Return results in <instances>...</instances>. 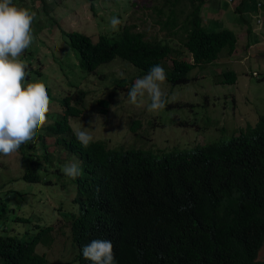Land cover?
<instances>
[{
	"label": "trees",
	"instance_id": "obj_1",
	"mask_svg": "<svg viewBox=\"0 0 264 264\" xmlns=\"http://www.w3.org/2000/svg\"><path fill=\"white\" fill-rule=\"evenodd\" d=\"M180 1L168 0V11L166 7H154L161 29L167 31L163 37L140 30L136 23L124 25L116 33L101 34L97 41L81 31L63 30V34L77 52L79 66L89 74H97L101 65L115 59L136 68L138 76L112 78L114 92L127 96L134 80L154 64L165 68L168 82L187 83L191 80L189 73L198 65L212 63L224 54L233 55L239 36L230 28L211 29L205 24L203 9L207 0H189L192 9L184 18L175 10ZM14 2L29 8L24 0ZM246 2L242 0L237 8L241 13ZM238 21L246 19L240 16ZM248 30L252 32L251 27ZM38 31V20L33 18L32 34ZM172 35L179 36L176 43ZM28 51L20 58H25ZM186 51L194 61L181 57ZM42 64L40 60L33 71L44 78ZM96 76L105 81L102 73ZM216 78L219 83L232 84L238 74L229 69ZM51 88L46 90L53 101L55 98L61 104V113L56 115L54 110V119H47L36 141L20 152L28 165L22 179L41 182L44 176L51 177L55 167L59 180L56 184H62L63 191L69 181L73 185L77 209L70 211L61 202L48 212L30 204V213L20 208L11 216L13 209L1 201L2 264H50L47 254L39 253L37 247L54 243L58 212L72 235V264H90L82 257L81 248L96 238L113 243L118 264H264L259 258L264 244V114L240 134L235 132L228 139L185 151L174 147L154 153L141 134L134 142L140 146L111 148L106 140H94L83 149L73 135L71 117L80 116L89 91L77 86L75 92L57 98ZM171 93H165V107L177 106L170 101ZM94 104L109 113V97L97 98ZM141 125L142 121L136 119L130 129L137 133ZM58 147L80 160L82 173L76 179L60 180L65 156L55 157ZM13 180H6L2 187ZM6 191V196L13 193L24 199L30 197L25 189ZM42 214L46 216L44 224L40 223ZM31 230H35L32 235Z\"/></svg>",
	"mask_w": 264,
	"mask_h": 264
},
{
	"label": "rangeland",
	"instance_id": "obj_2",
	"mask_svg": "<svg viewBox=\"0 0 264 264\" xmlns=\"http://www.w3.org/2000/svg\"><path fill=\"white\" fill-rule=\"evenodd\" d=\"M241 1L207 0L203 9L204 22L211 29L230 28L238 34L235 53L224 54L212 63L198 65L189 73L191 80L187 83L174 85L165 80L162 90L164 93L172 92L170 101L177 106L150 112L147 110L150 102L147 97L143 103L133 105L128 102L125 94L112 91V78L138 76L135 67L115 59L101 65L97 74H89L79 66L78 54L69 45L63 30L81 31L97 41L101 34L116 33L124 25L136 23L140 30L163 37L167 31L161 29L157 21L160 17L154 7H166L168 0H24L25 6L29 7L28 10L39 24V31L33 35L34 46L29 49L25 58H20L24 52L18 56L26 66L25 87H52V92L57 98L75 92L77 86L78 89L88 90L83 111L80 116L71 117V124L74 128L86 129L94 139H106L111 148L120 145L140 146L134 143L139 141L136 137L139 134L149 140L147 146L152 147L150 149L154 153H159L158 149L172 150L174 147L185 151V148L222 138L228 139L235 132L240 134L248 125L256 124L264 114V0H247L243 13L237 9ZM190 2L181 0L177 4L175 10L180 18H184L192 9ZM168 10L169 7H166V11ZM112 16L121 20L116 32L109 30L108 20ZM240 16H244L246 21L239 22ZM257 16L262 18L261 23L258 22ZM249 27L252 28L251 33ZM173 37L176 43L179 36ZM181 57L194 61L189 51ZM40 60L43 63L40 71L43 73V70H46L44 78L33 71ZM229 69L237 72L236 83H219L217 74ZM253 72H258L259 76ZM101 73L105 81L96 76ZM70 82L76 87L69 85ZM49 97L51 109L46 114V120L52 121L53 117L61 113L58 108L62 106L55 98L53 101L51 96ZM102 97H109L111 100L107 114L101 111L100 105L94 104L97 98ZM54 110H57L56 115H52ZM134 119L142 121L137 133L130 129ZM90 120H94L91 125ZM46 126L42 127L43 130ZM50 148L52 149L51 146ZM53 151L54 149L50 152ZM55 152V157L65 156L63 165L74 160L80 163V160L59 148H56ZM26 161V156L20 153L11 158L0 157V202H7L13 209L11 216L18 213L20 208L30 213V204L48 212L54 210L61 202L70 211L77 209V204L73 202L76 191L70 181L67 190L63 191V185H57L59 180L55 177L46 179L52 183H46L43 179L37 183L22 179L28 166ZM7 176L13 177L14 180L2 187L6 180L11 179ZM64 179L70 180L63 175L60 180ZM20 189H25L30 197L24 199L13 193L9 195V199L6 196V190ZM3 212L5 213L4 210ZM53 214L55 215V212ZM41 216L40 223L44 224L43 217L46 219V216ZM56 216L54 223L57 224L58 232L55 233L54 243L51 246L40 244L37 251L47 254L50 264H72L75 256L72 235L61 213L58 212ZM35 230H31L30 235ZM259 258L264 259V244Z\"/></svg>",
	"mask_w": 264,
	"mask_h": 264
},
{
	"label": "clouds",
	"instance_id": "obj_3",
	"mask_svg": "<svg viewBox=\"0 0 264 264\" xmlns=\"http://www.w3.org/2000/svg\"><path fill=\"white\" fill-rule=\"evenodd\" d=\"M32 22L33 14L29 10L19 7L14 0H0V157L3 158L14 157L36 141L37 133L45 125L46 114L51 109V93L46 88L25 87L26 66L22 59H18L21 53L34 46ZM120 24L117 16L108 20L112 32L118 31ZM165 80L166 70L161 64L150 66L147 73L136 78L128 89V102L141 104L147 97L150 101L148 111L158 112L167 108L162 90ZM171 107L172 104L168 108ZM93 121L90 120L89 125ZM72 131L83 149H87L94 140H100L94 139L84 128H73ZM60 170L72 179L82 173L80 163L75 160L66 162ZM57 174L55 170L51 171V177L57 178ZM48 177L44 176L43 180L47 182ZM81 254L90 264H118L113 243L108 239H92L82 246Z\"/></svg>",
	"mask_w": 264,
	"mask_h": 264
},
{
	"label": "built area",
	"instance_id": "obj_4",
	"mask_svg": "<svg viewBox=\"0 0 264 264\" xmlns=\"http://www.w3.org/2000/svg\"><path fill=\"white\" fill-rule=\"evenodd\" d=\"M258 22H259V23H261V22H262V19H261L260 17L258 18Z\"/></svg>",
	"mask_w": 264,
	"mask_h": 264
}]
</instances>
